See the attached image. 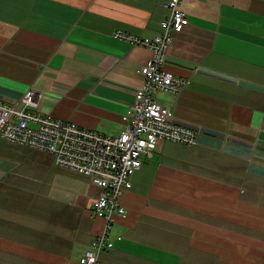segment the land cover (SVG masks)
Returning a JSON list of instances; mask_svg holds the SVG:
<instances>
[{"label":"crops","instance_id":"0c3cea01","mask_svg":"<svg viewBox=\"0 0 264 264\" xmlns=\"http://www.w3.org/2000/svg\"><path fill=\"white\" fill-rule=\"evenodd\" d=\"M170 0H0V99L118 136ZM160 92L197 144L160 141L132 177L101 264H264V0H185ZM100 189L45 151L0 137V264H82L105 229Z\"/></svg>","mask_w":264,"mask_h":264},{"label":"built area","instance_id":"2783aa9c","mask_svg":"<svg viewBox=\"0 0 264 264\" xmlns=\"http://www.w3.org/2000/svg\"><path fill=\"white\" fill-rule=\"evenodd\" d=\"M184 3L185 0L167 3L169 14L162 22L163 32L154 39L124 31L114 35L153 53L140 69L143 85L136 93L132 111L124 116L126 125L118 136H105L41 113V96L33 90L11 103L0 99V137L52 154L58 165L87 175L100 189L93 203V215L104 218L106 225L92 241L91 251L83 256L82 264H101V254L114 248L109 233L115 217L126 216L121 202L123 191L131 187L133 175L141 170L142 157H153L160 141L197 144V131L176 122L172 108L157 99L160 92L177 94L191 84L189 79L163 67L174 33L190 23Z\"/></svg>","mask_w":264,"mask_h":264},{"label":"bare ground","instance_id":"6f19581e","mask_svg":"<svg viewBox=\"0 0 264 264\" xmlns=\"http://www.w3.org/2000/svg\"><path fill=\"white\" fill-rule=\"evenodd\" d=\"M143 166V165H142ZM131 187H132V185H131ZM130 187V188H131ZM129 188H126V189H124V191H123V195H124V192L126 191V190H128ZM122 198H123V196H122ZM122 200V199H121ZM105 223H106V220H105ZM96 238V237H95Z\"/></svg>","mask_w":264,"mask_h":264},{"label":"rangeland","instance_id":"374dc122","mask_svg":"<svg viewBox=\"0 0 264 264\" xmlns=\"http://www.w3.org/2000/svg\"><path fill=\"white\" fill-rule=\"evenodd\" d=\"M92 212H93V211H92ZM109 237H110V233H109ZM110 240H111V242L114 244L113 239L110 238ZM89 251H91V249H90ZM109 251H111V250H109Z\"/></svg>","mask_w":264,"mask_h":264}]
</instances>
